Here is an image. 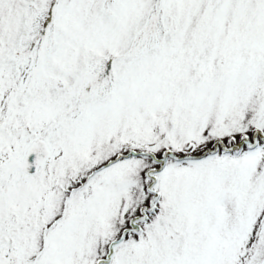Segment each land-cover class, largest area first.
I'll return each instance as SVG.
<instances>
[{
    "label": "snow or ice",
    "instance_id": "obj_1",
    "mask_svg": "<svg viewBox=\"0 0 264 264\" xmlns=\"http://www.w3.org/2000/svg\"><path fill=\"white\" fill-rule=\"evenodd\" d=\"M0 264H264V0H0Z\"/></svg>",
    "mask_w": 264,
    "mask_h": 264
}]
</instances>
